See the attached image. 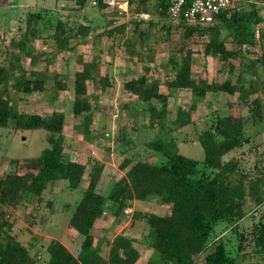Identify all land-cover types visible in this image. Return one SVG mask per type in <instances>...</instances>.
I'll return each instance as SVG.
<instances>
[{
	"label": "trees",
	"instance_id": "1",
	"mask_svg": "<svg viewBox=\"0 0 264 264\" xmlns=\"http://www.w3.org/2000/svg\"><path fill=\"white\" fill-rule=\"evenodd\" d=\"M86 1L91 0H78L77 3L81 7ZM93 2L100 10L106 6L102 0ZM127 4H135L134 12L156 16L159 30L163 32L159 39L168 42L170 47L168 63L172 77L165 81L167 94L158 91L156 79L139 76L124 82L123 88L133 95V103H141L140 112L130 107V113L134 118L138 113L146 117L142 125L134 122L131 132L137 133L146 127L154 129L155 134L138 147L131 132L120 137L122 145H119L118 153L123 158L119 167H128L110 184L105 194L95 189L102 164L90 159L85 162L70 160L64 153L62 113L52 111L48 116L19 113L8 90L11 87L23 93L44 91L43 81L32 77V73L24 76L19 65L24 57L29 58L31 64L36 61L37 54L32 55L34 39L52 41L53 54L70 52L75 49V41L88 36L92 24L67 23L45 7L26 10L22 20L19 19L24 26L17 27L18 38L10 40L11 48H16L17 53L6 52L8 63L0 65V127L12 121L14 130L42 129L46 133V145L26 171L0 176V264H134L140 254L133 247L131 237L118 233L106 241L90 230L105 209L118 217L134 202L141 204L151 199L167 206L168 212L133 210L131 213L132 220H140L147 226L143 242L150 248V256L144 264H247V261L259 264L264 259V225L260 221L252 223L250 231L244 235L238 228L245 216L264 205V168L252 173L243 171L239 160L228 155L250 142L247 128L264 130V52L244 60L239 52L250 55L255 44L264 43V27L258 28L259 34L255 36V27L264 22L260 14L264 0H244L240 9L222 12L209 24L172 20L167 14L166 0H129ZM172 27L180 30L182 40L191 39L193 35L207 36L201 48L205 58L229 63L231 57L239 56L238 71L234 73L233 64H229L222 81L192 76V53L188 48L172 44L169 38ZM112 30L110 28L107 33ZM145 36L139 31V47L146 48V41L142 42ZM95 37L97 35L92 39ZM225 38L236 45L235 50L225 47ZM77 62L81 68L72 77L71 114L79 119L76 126L79 135L91 141L88 125L92 106L88 102L86 82L99 81L101 88L110 83L99 76L96 57L89 61L78 57ZM56 83L58 90L65 88L63 83ZM178 88L189 90L191 102L186 109L177 106L171 117L167 95ZM206 93H220L225 97L236 94L235 103L241 111L234 118L217 112L210 114L205 127L194 132L203 152L202 159L196 160L176 150L171 134L192 124L189 111L194 108L196 98ZM85 173L86 185L70 206L66 220V227L75 231L79 240L76 252L69 250L58 238H51L46 244L36 243L35 238L21 243L12 235L11 209L25 208L34 200L39 202L46 188L57 182L74 190ZM46 205L50 207L51 202ZM49 212L53 210L50 208ZM219 224L227 225L233 238L218 236L215 229ZM246 241L251 243L249 252L244 251Z\"/></svg>",
	"mask_w": 264,
	"mask_h": 264
},
{
	"label": "rangeland",
	"instance_id": "2",
	"mask_svg": "<svg viewBox=\"0 0 264 264\" xmlns=\"http://www.w3.org/2000/svg\"><path fill=\"white\" fill-rule=\"evenodd\" d=\"M77 1L0 0V65L8 63L6 52L17 53L16 48H11L10 40L18 38L17 27L23 28L24 26V22L19 19L22 20L26 10L33 11V8L45 7L59 15L62 20H66L67 23L92 24V30L88 36L80 37L78 41H75V49L70 52L61 51L53 54L51 53L52 41L34 39L31 42L34 48L32 55L37 54L36 61L31 64L29 58L24 57L20 59L19 65L25 72L24 76L32 73V77L43 81L44 91L23 93L11 87L8 90L10 99L15 103L19 113L40 116H48L52 111L62 113L61 132L64 138L62 142L64 153L70 160L85 162L90 159L91 162L93 160L100 162L102 170L95 189L105 194L110 184L122 176L128 167L123 169L119 167L123 158V155L118 153L119 145H122L120 137L131 132L134 122L137 125L146 122V117L141 116V113L136 114L135 118L130 113V107L140 112L141 103L139 101L133 103L135 101L133 95L123 88V84L129 79L144 76L147 79H156L158 91L167 94L165 81L172 77L168 63L170 47L168 42L159 39L163 32L159 30L160 23H156V16L152 13L132 11L135 4H123L120 1L112 4L106 3L104 9L100 10L93 0L86 1L81 7ZM20 2L24 4L19 5ZM260 14L264 19V5L262 4ZM148 22H150L149 26ZM263 27L264 22L255 27L257 28L255 36L259 34L258 28ZM110 28L113 30L108 34L107 30ZM139 31L146 34L142 41L143 43L146 41V48L139 47ZM101 32L103 33L98 35ZM94 35L97 37L92 39ZM169 38L172 40V44L188 48L191 51V73L196 78L222 81L226 77L229 64H233L234 73L238 71L239 56L231 57L229 63H226L201 55L202 41L207 36L193 35L191 39L182 40L180 30L172 27ZM224 40L227 49H236V45L232 44L229 39L225 38ZM250 50V55L247 52L239 51L243 60L254 58L260 52H264V43H257ZM78 57L82 61H89L91 57H96L99 76L105 77L110 83V86L101 88L99 81L86 82V94L88 102L92 106L91 122L88 125L91 141L88 140V137L83 138L79 135V131L76 130L79 119L71 114L72 77L73 73L81 68V64L77 62ZM16 71L18 72V70ZM56 82L63 83L65 88L58 90ZM235 96L236 94L225 97L220 93L218 95L206 93L203 97L196 98L194 108L189 111L192 124L176 129L171 134L176 144V150L182 155L201 160L203 152L195 140L194 132L205 127V122L210 118L212 112H217L221 116L237 117L241 110L235 103ZM190 102L191 96L188 89L174 90L170 95H167L166 100L170 116L174 115L177 106L186 109ZM260 130L247 128L246 134L250 136V142L228 155V157H236L239 160L243 171L252 173L255 169L264 168V130ZM101 132L103 134H99ZM136 132L131 133L137 147L155 134L154 129L146 127ZM45 134L42 129L14 130L12 121L7 122L5 127H0V176L7 172L22 173L26 171L32 159L45 147ZM148 158L152 159L150 156ZM86 180L85 173L74 190H68L63 182H57L46 188L39 202L34 200L25 208L19 206L11 209L9 220L12 222V235L21 243L35 238L36 243L40 241L42 244H46L49 239L58 238L69 250L73 253L76 252L79 240L75 231L66 227V220L70 214V206L85 187ZM46 202H51V206L48 207ZM50 208L53 210L52 213L49 212ZM133 210L165 214L168 212V207L161 206L157 201L151 199L126 207L118 217H113L105 209L102 217L93 222L90 232L98 238L104 237L106 241L111 240L118 233L127 237L134 236L136 242L141 244L138 251L143 262L150 254V248L143 242L147 226L140 220L131 219ZM259 221L264 225V205L258 206L245 216L240 221L238 231L244 235L250 231L252 223L258 224ZM215 231L218 236L224 235L230 239L233 238L225 224L217 225ZM243 244H247L244 251L249 252L251 243L246 241ZM246 263L249 264V261ZM259 264H264V259L259 261Z\"/></svg>",
	"mask_w": 264,
	"mask_h": 264
},
{
	"label": "built area",
	"instance_id": "3",
	"mask_svg": "<svg viewBox=\"0 0 264 264\" xmlns=\"http://www.w3.org/2000/svg\"><path fill=\"white\" fill-rule=\"evenodd\" d=\"M112 4L118 1L127 4L129 0H102ZM167 14L174 20L187 23L209 24L222 12L238 10L244 0H166Z\"/></svg>",
	"mask_w": 264,
	"mask_h": 264
},
{
	"label": "crops",
	"instance_id": "4",
	"mask_svg": "<svg viewBox=\"0 0 264 264\" xmlns=\"http://www.w3.org/2000/svg\"><path fill=\"white\" fill-rule=\"evenodd\" d=\"M24 3H22V2H20L19 3V5H23ZM133 204H135V202L133 203ZM131 207V206H130ZM100 219V218H99ZM99 219H97V220H99ZM129 237H131L132 239H133V242H132V245H133V247L134 248H136L137 250H138V247H140L141 246V244H139V243H137L136 242V240L134 239L135 237L134 236H129ZM61 241V240H60ZM62 242V241H61ZM64 244V243H63ZM65 245V244H64ZM66 246V245H65ZM140 254V253H139ZM148 256H150V254L148 255ZM148 258V257H147ZM147 258H146V260H147ZM142 259H141V254L139 255V257H138V259L135 261V263L134 264H138L139 262V264H144L145 262H146V260L145 261H141Z\"/></svg>",
	"mask_w": 264,
	"mask_h": 264
}]
</instances>
